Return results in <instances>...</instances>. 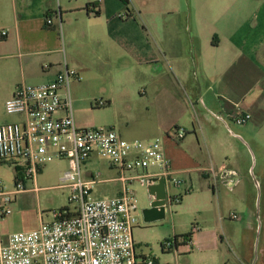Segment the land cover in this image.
Wrapping results in <instances>:
<instances>
[{
	"label": "crops",
	"instance_id": "1",
	"mask_svg": "<svg viewBox=\"0 0 264 264\" xmlns=\"http://www.w3.org/2000/svg\"><path fill=\"white\" fill-rule=\"evenodd\" d=\"M89 2L0 0V124L24 120L22 115L7 114L16 117L15 121L5 116L4 104L18 85L38 86L52 82L64 65L77 73V79L73 80L77 82L82 78H120L133 72L135 78L141 80L149 76V81L143 82L149 90H176L177 84H183L186 93L193 96L198 93L197 86L200 85L199 90H204L202 95L206 109L217 117L210 116L205 109L204 119L208 124L212 125L214 120L220 124L218 118L226 123V119L232 118L229 111L235 106L240 112L250 115L242 134L259 161L257 178L262 193L259 211L261 227L254 264H264V0H226L221 5L219 30L211 27L208 12L195 9L190 17L191 46L183 37L179 40L165 39V15L173 12L185 16L184 9H166V0H128L127 7L121 0H101L95 4V13L91 12V7L86 8ZM143 8L150 9L144 14L149 16L142 19L143 24H139L133 13L135 9L141 11ZM46 19H51L50 26L46 25ZM2 32H5V36H2ZM219 47L230 59L225 61L218 75H211L207 53L209 48ZM195 65L199 70V83L192 81ZM74 121L77 128L86 129L83 119L75 120L74 117ZM183 145L184 141L179 148ZM91 160L85 162L84 167ZM178 160L184 169L171 167L175 175L197 172L210 177L203 171L209 167L204 162L200 165L199 157H196V162L189 161L183 152ZM110 169L115 171V177L102 180L107 184H117L112 196L115 197L120 192V183L116 181L117 171L112 167ZM153 169L149 171L155 172ZM221 169L233 171L221 165L216 172L219 173ZM92 174L84 172L83 178L89 179ZM238 182L231 184V188L221 184L231 191ZM16 197L13 196L12 205ZM245 210L244 217L239 219V225L244 223L241 247L236 248L231 236L225 234V225L220 218L216 231L214 229V233L203 243H197L205 261L252 264L258 223L250 195L245 200ZM228 220L235 221L231 218ZM2 225L0 220V234L6 239L9 235H3ZM155 227L142 228L137 224L133 229L135 253L140 260L149 256L144 251L147 243L137 242L134 233L137 236H142L147 230L157 233ZM176 236L178 233L174 230L173 237ZM192 237L193 234L191 241ZM161 240V251L168 252L162 250V244L172 239ZM186 246L180 245L178 248ZM174 252L180 253L177 250ZM154 259L160 263L159 259ZM174 262L180 264L176 255Z\"/></svg>",
	"mask_w": 264,
	"mask_h": 264
},
{
	"label": "rangeland",
	"instance_id": "2",
	"mask_svg": "<svg viewBox=\"0 0 264 264\" xmlns=\"http://www.w3.org/2000/svg\"><path fill=\"white\" fill-rule=\"evenodd\" d=\"M225 1L172 0L169 3L166 0V9L171 11L178 8L184 9L185 16L172 14L173 12L165 15V39L179 40L180 37H183L188 40L191 46L190 17L195 9L203 13L208 12L207 16L211 27L213 30H219L221 5ZM149 10L147 8H143L141 11L135 9L133 17L139 24H143L142 19L149 16L144 14ZM140 29L144 31L142 27ZM207 59L211 65V75H218L230 56H225L222 47L209 48ZM148 79L149 76L144 80L149 81ZM144 80L139 77L135 78L133 72L120 78H82L80 82L72 80L70 95L75 120L83 119L87 129H112L124 140L131 139L129 142L159 141L173 169H184L178 156H182L185 152L189 161L196 162V157H199L200 165L204 162L205 166L212 167L215 171H218L219 166L225 165L239 175V182L231 191L225 189L219 181H215L212 175L207 177L205 174L197 172L181 176L174 175V178L181 180L182 183L177 187L168 186L167 194L172 197L178 196L180 203L170 207L163 221L151 224H145L141 216V210L148 204L146 187H141L138 183H133L130 186L135 192L137 200L136 214L139 226L142 228L156 226L157 233L148 230L142 236H137L134 233L137 242L147 243L144 250L147 255L159 259L160 264H175V255L180 264H217L212 260H204L205 257L200 255L201 248L197 243H203L211 236L214 229L216 231L217 222L222 218L225 234L231 236L232 243L239 249L243 242L242 226L244 223L239 225L241 222L239 220L229 221V216L233 213L244 217L245 200L247 197L249 198V195L252 208L256 212L257 189L250 173L253 162L252 155L255 160L253 174L256 177L259 161L252 146L243 137L242 131L246 124L237 125L232 121V118L226 119L227 127L224 124H219L216 120L212 125L208 124L204 119L206 105L202 95L204 90H199L200 85L197 86L198 93L192 96L186 93L183 84H177L176 90H149V87L143 84ZM192 81L199 83V70L196 65ZM199 92L200 98H196ZM219 102L224 103L223 100ZM99 103L104 105H99ZM237 111L240 112V109L235 106L229 111V114L233 115ZM5 116L12 121L16 120L14 116L10 117L7 114ZM161 120L163 121L161 122ZM177 130L185 133L182 140L175 139L174 135ZM237 137L246 142L249 148ZM183 141V147L179 148ZM85 165L86 167L82 165L83 173H101L100 179L115 177V171H111L106 160L93 158ZM67 167L65 161H53L42 169V172L37 176L35 185L32 186L30 182L26 183L29 190L17 195L16 201L12 205V214L1 220L3 235L35 230L39 227L41 219L47 223L53 220L54 212L74 209V205L68 201V190L60 186V178ZM186 167L190 168V166ZM153 170L156 171V169ZM15 174L13 163H0V182L6 191L14 190ZM116 187V183L96 185L94 196L110 198ZM261 195L260 187V202ZM259 204L261 206V203ZM174 230L178 236L193 234L192 241L186 247L177 249L178 253L180 252L179 255L174 250L163 252L159 246L161 239L174 238ZM198 233L200 235L196 237Z\"/></svg>",
	"mask_w": 264,
	"mask_h": 264
},
{
	"label": "built area",
	"instance_id": "3",
	"mask_svg": "<svg viewBox=\"0 0 264 264\" xmlns=\"http://www.w3.org/2000/svg\"><path fill=\"white\" fill-rule=\"evenodd\" d=\"M100 2L90 0L91 12L97 11L95 4ZM45 23L50 26L52 21ZM63 67L52 82L18 85L4 104L6 114L22 115L24 120L0 124V163L18 167L14 190L6 191L0 182V220L12 214L13 196L27 192L26 183L35 185L42 169L53 161L67 163L60 186L68 190L74 209L54 212L52 221L41 219L35 230L13 233L6 239L0 234V264H160L151 256L143 260L136 256L132 232L138 224L137 200L130 186L146 187L149 178L163 177L169 212L180 198L168 196L167 187L182 182L174 178L159 141L129 142L109 128H77L70 95V82L77 79V73ZM249 120L247 113L232 115L237 125ZM174 136L182 140L185 133L177 130ZM93 158L106 160L117 171V196H94L95 186L106 181L99 173L83 178L82 165ZM151 168L156 171L150 172ZM223 170L217 173L210 167L203 171L218 181ZM230 218L240 219L233 213ZM178 241L164 242L162 250L176 251Z\"/></svg>",
	"mask_w": 264,
	"mask_h": 264
},
{
	"label": "water",
	"instance_id": "4",
	"mask_svg": "<svg viewBox=\"0 0 264 264\" xmlns=\"http://www.w3.org/2000/svg\"><path fill=\"white\" fill-rule=\"evenodd\" d=\"M207 113L210 116L216 117L215 114L212 112H209L206 109ZM217 118V117H216ZM224 126L227 127L226 123L222 118H218ZM239 140L243 142V144L249 148L248 144L244 142L240 137H237ZM250 150V149H249ZM252 154V153H251ZM252 166L250 168V173L252 175V178L254 180V185L257 189V198H256V219H257V231H256V238H255V245H254V258L252 264L255 263L256 258H257V244H258V239H259V232H260V227H261V221L259 217V211H260V183L259 180L256 176L253 174V168H254V156L252 155ZM219 181L224 186H227L231 188L232 185L236 184L238 182V176L235 172L230 171V170H223L219 174ZM232 184V185H231ZM146 190L148 194V204L146 207H144L141 210V216L143 218V222L145 224H151V223H156L163 221L166 217V214L168 212V203H167V196H166V188H165V182L163 177H154V178H149L147 180L146 184Z\"/></svg>",
	"mask_w": 264,
	"mask_h": 264
},
{
	"label": "trees",
	"instance_id": "5",
	"mask_svg": "<svg viewBox=\"0 0 264 264\" xmlns=\"http://www.w3.org/2000/svg\"><path fill=\"white\" fill-rule=\"evenodd\" d=\"M121 1L127 7L128 0H121ZM86 8L87 9L89 8V3L86 5ZM15 170L17 171V168L16 167H15ZM63 210H68V209H63ZM191 236H192V233H188L186 235H181V236L174 237V240L175 241H178L179 239L181 240L180 243L177 245V247L180 246V245H182V246L187 245L191 241Z\"/></svg>",
	"mask_w": 264,
	"mask_h": 264
},
{
	"label": "flooded vegetation",
	"instance_id": "6",
	"mask_svg": "<svg viewBox=\"0 0 264 264\" xmlns=\"http://www.w3.org/2000/svg\"><path fill=\"white\" fill-rule=\"evenodd\" d=\"M219 177V176H218Z\"/></svg>",
	"mask_w": 264,
	"mask_h": 264
}]
</instances>
